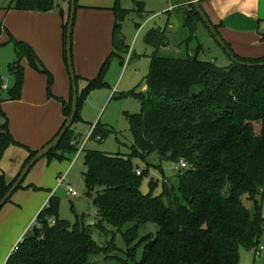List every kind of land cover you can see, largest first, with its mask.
Here are the masks:
<instances>
[{
	"label": "trees",
	"instance_id": "1",
	"mask_svg": "<svg viewBox=\"0 0 264 264\" xmlns=\"http://www.w3.org/2000/svg\"><path fill=\"white\" fill-rule=\"evenodd\" d=\"M6 1L5 10L38 12H49L58 2ZM65 1L64 58L70 9V0ZM75 4L77 9V0ZM138 5L143 11L142 3ZM111 10L114 18L111 51L96 75L85 78V86L78 92L72 123L79 118V107L90 90L107 84L104 75L111 59L119 54H129L121 34V22L129 9L115 0ZM172 10L181 14L182 27L188 33L185 42L196 38L197 26L201 24L229 58V64L219 66L212 60H201L198 57L200 44L187 50L182 57L163 54L160 50L168 46L167 26L150 28L144 35L145 43L153 49L145 76L146 88L127 93L140 102L138 113L126 114L133 139L130 153L125 156L90 149L83 155L86 195L95 204L97 222L84 226L78 221L71 223L59 218V199L51 195L36 214L32 230L15 243L16 249L9 253L4 264H88L92 255H108L114 246L113 243L97 244L92 238L93 228L105 230L108 225L121 231L128 223L132 226L124 230L123 236L130 250L122 260L123 264H131L130 261L133 264H238L240 247L255 252L259 249L264 226V65L240 62L257 64L264 61V54L242 56L221 37L231 51L228 55L191 1L176 4ZM59 11L63 14L61 8ZM212 25L220 35L218 26ZM2 32L0 22V35ZM260 35L264 41V33ZM8 36L7 42L13 45L15 59L7 68L14 83L3 89L0 75V105L20 98L24 82L23 60L34 71L46 75L51 96L52 75L35 50L10 33ZM75 77L77 81L79 76L75 74ZM59 101L63 125L71 110V86L68 100ZM0 117L3 120L0 123V158L11 145L27 148L28 156L22 170L37 150L15 140L1 107ZM71 125L57 146L46 153L47 160H61L65 158L64 152H77L79 140L76 142ZM89 132L88 139L101 141L112 130L102 128L97 122ZM148 153H155L160 162L179 164L175 187L169 188L163 181V191L158 195L139 190L145 171L140 169V174H136L139 167L133 165L132 159L144 158ZM181 162L185 165L181 166ZM21 170L9 180L0 171V199ZM153 184L150 181V185ZM20 187L21 183L16 189ZM244 196L252 201L249 208L244 205ZM145 223H155L157 231L138 240L137 228ZM140 245L141 257L136 260L135 249Z\"/></svg>",
	"mask_w": 264,
	"mask_h": 264
},
{
	"label": "rangeland",
	"instance_id": "2",
	"mask_svg": "<svg viewBox=\"0 0 264 264\" xmlns=\"http://www.w3.org/2000/svg\"><path fill=\"white\" fill-rule=\"evenodd\" d=\"M174 1L175 0H119L123 8L129 9L121 22V34L129 54H119V56H114L111 59L109 67L104 75L107 84L90 90L86 99L82 101L79 107V118L72 123L71 129L73 130L74 136L77 138L76 142L79 140L77 144L78 148L84 143L83 150L80 151L77 156H75L76 151L64 152L65 158L61 160H47L46 157H43L36 161L21 182V187L16 189L10 196V200L0 208V215L13 208L14 210H19L17 220L20 225H22V221L24 222L22 226L23 236L29 230H32L35 224L36 214L45 205L47 199L51 195L59 199V218L67 219L71 223L78 221L80 224L83 223L84 226L97 222L95 204L92 202V198L86 195L83 180V173L86 171V166L83 161V155L86 150L90 149L108 154L118 153L125 156L130 153V146L133 143V139L130 132V123L126 114L138 113L140 111V102L137 98L127 93L132 90L135 92L145 90L143 89L145 85V76L149 71L153 49L145 43L144 35L150 28L157 26L164 28L167 26L168 46L166 49L160 50L163 54L182 57L186 54L187 50L191 51L200 44L202 48L198 53V57L201 60H212L219 66H227L229 64V58L201 24L197 26L196 38H193L189 42H185L188 33L185 28L182 27L181 14L176 10H169V6L173 4ZM176 1L186 3L191 0ZM6 2V0H0V15L4 12L3 10H5L3 7L6 5ZM139 2L142 3L143 11L139 9ZM100 12L101 13H97L100 28L95 30L98 40H102V38L107 39L106 33L109 35L111 28L109 31H106L105 26L108 25L109 19L113 20L111 12H109V14L105 11ZM73 37H75V19L72 31V58L75 53V40H73ZM93 46L94 40H88L86 54L89 55L91 53ZM107 50L108 52L110 51V42L109 45L107 44ZM105 58L106 56L103 60ZM14 59L15 52L12 43L0 39V75L2 78H6L9 87L13 85L14 77L9 73L7 67ZM86 65L94 67L95 59H88ZM49 71L52 75L50 87L51 96H49L47 90V77L40 73V75L44 77V100L60 103V111L62 113V104L59 100H66L69 98V74L66 73L68 81V84H66L64 79H61L57 73L54 74L51 70ZM65 72H67L66 68ZM88 73L89 74H86L87 76L82 75L77 78L76 85L79 93L85 86V77L92 78L97 72L91 69ZM26 93L27 96H32L31 92L26 91ZM65 93L66 96H63ZM37 98L40 99V97L34 93V100L36 101ZM4 106L6 108V104ZM27 111L28 107H24L23 110L17 107H12L11 109L7 108V110H5L7 117L8 113H11L12 128L17 131V134L21 138L24 137L23 128L25 127L22 125L24 121L21 120V112L25 114ZM41 111L42 108L39 106L32 107V114L27 121L30 127L43 125L42 115H40ZM2 121L0 117V123H2ZM97 122L102 128H109L112 130V133L101 141L95 138L88 139L90 129ZM30 135L32 136V134ZM21 142L30 149H38L31 147L23 141H20V143ZM73 142H75V140H73ZM26 150L27 148L25 147L11 145L4 151L0 158V170L5 173L8 180L12 179L17 174L27 155L28 150ZM57 152L62 154L59 150H57ZM132 162L134 166L145 171L139 185V190L142 193L151 191L152 194H160L163 191V181L167 182L169 188H171V186H176L177 171L179 170L178 163L172 161L160 162L155 153H148L144 158H133ZM58 177H63V180L58 182ZM150 181L154 182L152 186L150 185ZM67 185L75 189L77 195L69 193L66 190ZM31 194H34L32 195L33 198H29ZM93 194L94 192H92V195ZM19 200L23 201L22 209L17 206H11L13 202L16 204L15 202H19ZM27 200L30 204H33V206L38 205V208L33 209L26 206L25 202ZM251 203L252 201L244 196V205L249 208ZM130 226H132V223L126 224L121 231H117L115 228L108 225L105 226V230L93 228L92 238L97 244L103 246L113 243L114 246H112L113 250L108 255H92L89 258L88 264H123L122 260L125 258L128 250H130V247L127 248L125 243L123 232ZM156 231L157 225L155 223L141 224L139 228H137V239L140 240L149 233L155 234ZM258 248H260V251L256 254L254 249L240 247L238 264H264V226L262 227ZM141 253L142 245L135 249L136 260L140 259ZM130 263L133 264L132 261H130Z\"/></svg>",
	"mask_w": 264,
	"mask_h": 264
},
{
	"label": "crops",
	"instance_id": "3",
	"mask_svg": "<svg viewBox=\"0 0 264 264\" xmlns=\"http://www.w3.org/2000/svg\"><path fill=\"white\" fill-rule=\"evenodd\" d=\"M199 1L211 22L218 26L221 37L231 44V47L237 54L248 57L264 54V41L260 39V34L264 33V0ZM57 3L59 6L49 12L3 10L4 12L0 15V22L3 26L0 39L4 41L8 40V33H10L13 37L25 41L32 46L43 65L54 74L57 73L68 84L66 73L69 74V72L66 65V58H64V40L62 34V24L65 22L67 2L65 0H58ZM77 3L78 8L75 12V37H73V40H75V53L72 62L76 75L87 76L86 74H89L88 72L91 69H94V72L98 71L101 63L104 61L103 58L105 56L107 57L111 51V31L114 20L109 19L108 25L105 26L106 31H109L111 28L109 35L106 33L107 39L102 38V40H98L95 30L100 28L97 13L105 11L109 14L111 12L113 18L111 9L114 5V0H77ZM179 3L175 0L172 5L176 6ZM170 6L169 10H172ZM59 8L62 9L63 14L60 13ZM88 40H94V46L89 55L86 54ZM109 42L110 51L108 52L107 44L109 45ZM90 58L95 59L94 67L86 65L87 60ZM22 64L24 66V82L20 98L5 101L1 103L0 107L5 115L7 114L5 112L7 108L17 107L23 110L24 107H28L27 113L24 114L21 112V120L24 121L22 125L25 126L23 128L24 137L21 138L17 134V131L13 130L11 113H8V117L6 116L9 121V129L13 137L18 139L15 140L23 141L33 148H38L32 150H39L56 135L62 125L64 116L60 111V103L44 100V77L31 69L25 60L22 61ZM64 67L67 72H65ZM145 88L146 86L144 85L143 89ZM26 91L31 92L32 96H27ZM34 93L40 99L37 98L35 101ZM63 96H66V93ZM5 104L6 108L4 106ZM36 106L42 108L40 115H42L43 125L30 127L27 121L32 114V107ZM22 165L18 172L21 170ZM32 195L34 194H31L29 198H33ZM15 203L13 202L11 206H17L20 209L23 208L22 200ZM25 205L33 209L38 208V205L33 206L28 200L25 202ZM18 212L19 210H14L13 208L0 215V264H4L5 259L11 252L12 246L23 236L22 226L24 222L22 221V225L18 223Z\"/></svg>",
	"mask_w": 264,
	"mask_h": 264
},
{
	"label": "water",
	"instance_id": "4",
	"mask_svg": "<svg viewBox=\"0 0 264 264\" xmlns=\"http://www.w3.org/2000/svg\"><path fill=\"white\" fill-rule=\"evenodd\" d=\"M76 0H70V9L68 13L67 18V28H66V34H65V58H66V65L69 72V76L71 79V89H72V102H71V110L66 118L64 124L59 129L58 133L50 140L48 141L44 146H42L39 150H37L36 154L28 161V163L23 167L20 174L16 178V180L12 183L11 187L8 189L6 194L0 199V208L6 203L8 198L12 195V193L16 190V188L20 185V183L25 178L26 174L30 170V168L38 161L39 159L43 158L46 153L51 150L52 148L56 147L58 142L60 141L61 137L65 133L68 127L72 124V121L74 119L75 113L77 111V98H78V88L76 85V77H75V70L73 67L72 62V30H73V19L75 15L76 10ZM192 4L194 5L195 10L198 12L199 16L201 17L202 21L204 22L205 26L209 29L212 36L215 38L217 43L225 50V52L228 55H231V51L226 47L225 42L221 38V36L218 34V32L213 27L209 17L206 15L204 10L201 7L199 0H191ZM59 4H56V7H58ZM232 57V56H231ZM232 59H234L232 57ZM240 64L243 65H264V61L252 64V63H243L240 62Z\"/></svg>",
	"mask_w": 264,
	"mask_h": 264
},
{
	"label": "built area",
	"instance_id": "5",
	"mask_svg": "<svg viewBox=\"0 0 264 264\" xmlns=\"http://www.w3.org/2000/svg\"><path fill=\"white\" fill-rule=\"evenodd\" d=\"M171 8H173V5H172V4H171V6H170V9H171ZM2 80H3V82H2V84H1V86H2L3 89H6V88L8 87V84H7V82H6V78H2ZM89 135H90V132H89ZM89 135H88V137H89ZM83 147H84V143H82V144L80 145V147H79V149L77 150L75 156H77V155L79 154V152L83 150ZM184 165H185V164H184L183 162H181V166H184ZM136 174H140V169H136ZM62 180H63V177L58 178V182H61ZM66 190H67L69 193H71L72 195H77L76 190L73 189L70 185H67V186H66ZM50 221H51V223L53 222V220H50ZM260 248H261V247H260ZM260 248L256 250V254L259 253ZM15 249H16V244H14V245L12 246L11 251H13V250H15Z\"/></svg>",
	"mask_w": 264,
	"mask_h": 264
}]
</instances>
